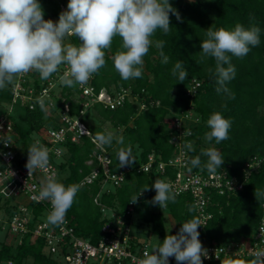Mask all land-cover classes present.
Segmentation results:
<instances>
[{
  "label": "trees",
  "instance_id": "1",
  "mask_svg": "<svg viewBox=\"0 0 264 264\" xmlns=\"http://www.w3.org/2000/svg\"><path fill=\"white\" fill-rule=\"evenodd\" d=\"M39 2L47 3L51 14L56 17L62 12L59 8L61 2L58 0ZM169 3L179 14V20L170 13L169 32L164 34L157 31L152 38L153 45L144 57L142 78L122 81L115 72L112 56L121 50L119 38L114 40L111 49L106 52V67L101 69L99 75L94 76L91 84L96 90L102 87L109 91L121 87L129 88L131 95L137 98L127 100L115 109L105 108L99 102L90 107L83 120L89 127L88 133L91 134L83 135L77 142L67 139L63 143L57 182L65 186L77 185L93 166L86 162L93 159L99 151L110 155L111 170L119 166L117 154L121 149L131 148L134 164L144 162L151 152L161 160H167L174 155L175 146L170 142L174 134V130L169 127L170 116L189 108V99L184 95V88L194 77L201 81L198 93L193 99L194 111L199 116V121L189 126L191 135L187 139L191 142L193 150L189 151L184 146L186 143L183 145L189 161L200 157L201 166L192 168V171L208 172L204 168L207 157L202 155L207 149H216L221 153L225 162L217 171L225 169L229 176L241 177V168L246 161L256 155L264 156V0H169ZM236 24H241L246 29L259 27L261 42L243 59L232 57L231 62L236 69L235 78L226 86L234 93L235 98L230 99L222 92L217 93L218 85L213 75L215 61L213 58L202 59L200 43L206 39L205 33L210 27L212 30L221 27L232 30ZM158 40L164 41L163 52L169 57L167 64L162 62L160 50L155 47ZM69 42L79 43L75 37H71ZM181 60L184 61L183 67L188 73L182 83L172 75L175 63ZM33 76L40 78L35 72ZM10 90V85L0 89V103L10 100ZM56 90L57 111L68 102L70 114L77 113L80 107L77 98L78 86L69 88L59 83ZM150 100L159 101V105H149ZM141 102L146 107L140 110ZM214 112L221 113L231 121L229 139L220 144H216L214 140L206 141L204 138V134L210 130L207 120ZM91 115L98 123H88ZM106 122L116 132L121 131L123 144L118 143L116 139L110 147L96 144L94 137L97 133L110 132L104 128L103 124ZM51 125H56V120L44 110L25 109L18 120H14V129L20 137L18 156H27V150L32 145V136L45 135L47 127ZM189 166L191 167L190 163ZM156 178L153 172L129 173L121 185L102 191L99 200L121 213L129 201L145 186L151 187ZM257 190L264 193V164L251 174L241 190L213 195V205L209 208L212 217L204 229L199 231L200 242L203 239L208 243L247 239L264 217V196L256 195ZM99 191L100 179L90 185L80 186L75 202L66 214L71 218L76 234L94 243L101 237L100 209L93 202ZM154 196L155 190L150 188L138 197L134 206L133 229L137 242L144 240L142 235H154L159 238L157 247L166 235H176L181 225L197 217V214L195 210L189 211L193 204L188 193L176 195V202H169L167 207L163 208L151 203ZM2 198L0 195V209L5 208L8 219L15 209L9 205V198ZM42 208L35 206V212ZM166 216L173 221V224L170 221L168 227L165 224ZM5 259H11L15 264H59L43 252L42 240L29 237H25L21 244H10L4 237L0 238V261Z\"/></svg>",
  "mask_w": 264,
  "mask_h": 264
},
{
  "label": "clouds",
  "instance_id": "2",
  "mask_svg": "<svg viewBox=\"0 0 264 264\" xmlns=\"http://www.w3.org/2000/svg\"><path fill=\"white\" fill-rule=\"evenodd\" d=\"M170 13L179 20V14L169 0H68L67 9L53 22L44 19L39 0H0V89L31 72L37 73L41 80H48L65 65L67 70L60 76V83L69 88L83 87L106 67V52L117 38L121 50L112 56L115 72L122 81L140 79L143 76L144 57L153 45L152 38L157 31L167 34L171 28ZM260 32L259 27L246 29L241 24H236L232 30L223 27L207 29L206 39L200 43V53L202 59L213 58L215 61L213 75L218 85L217 93L235 98L226 86L235 78L232 57L243 59L252 48L259 46ZM71 37H75L79 43L66 44V39ZM155 47L160 50L162 62L167 64L169 57L163 52L164 41H156ZM183 65L184 61H177L172 70V75L180 83L188 76ZM37 102L42 110H47L43 96ZM207 127L210 130L204 134L206 141L214 140L220 144L229 139L231 121L221 113H212ZM190 134L183 132V135ZM114 139L120 144L124 143L122 136L117 139L112 132L97 133L94 137L101 147H110ZM184 146L189 151L193 150L190 142ZM48 153L49 149L39 141L28 148L25 164L28 176L37 170H47ZM202 155L207 157L204 168L210 174H216L225 162L216 149L204 150ZM117 159L119 168L131 167L135 163L131 148L121 149ZM189 163L191 167L188 171L191 172L192 168L201 166L200 157L192 158ZM150 188L155 190L151 200L153 205L163 208L169 202H176L172 185L157 179L151 187L145 186L134 196L132 204ZM78 191V185L65 186L57 182L54 175H48L41 181L35 198L50 202L48 224L59 226L65 222ZM256 195L264 196V193L257 190ZM196 207L191 206L189 211H194ZM200 227L201 220L197 217L183 223L176 235H166L151 253L145 252L138 264H168L170 257L175 259L176 264H203L207 250L199 240ZM234 264L243 262L237 260ZM250 264H264V249L254 253Z\"/></svg>",
  "mask_w": 264,
  "mask_h": 264
},
{
  "label": "built area",
  "instance_id": "3",
  "mask_svg": "<svg viewBox=\"0 0 264 264\" xmlns=\"http://www.w3.org/2000/svg\"><path fill=\"white\" fill-rule=\"evenodd\" d=\"M67 2L59 3L61 11L67 9ZM67 70L62 66L60 72L53 74L48 80L42 81L33 76L31 72L18 77L10 85L11 98L4 101L5 107L0 111V195L5 198H14L19 202L8 219L0 218L1 230L5 231L4 240L10 244H21L25 237L40 239L43 244V252L55 259L59 264H138L144 258L145 252L151 253L154 249L149 248L145 240H135L133 229L134 206L129 201L123 212H117L114 208L100 202V194L108 188L121 185L129 173H151L157 179L170 183L176 195L188 193L192 204L197 205L195 212L201 220L202 231L207 221L212 217L209 208L212 206L213 195L230 194L241 190L244 182L249 179L254 171L264 164V156H253L243 165L241 177L229 176L227 170L221 169L216 174L188 171L189 158L184 148V143L191 133L190 125L199 121V116L194 111V101L201 81L192 78L184 88V95L189 99V108L180 113H172L169 127L174 134L170 141L175 146V153L167 160H161L151 152L144 162L133 164L131 167L111 170L112 162L107 152L99 151L87 164H93L90 172L79 183L90 185L100 179L101 191L93 198V202L99 207L102 225L101 237L94 243L76 234L71 218L66 216L65 222L59 226L48 224L42 220L44 212L51 211L50 202L37 200L35 197L41 186V181L48 175L58 176V163L63 154V143L77 142L83 135H87L89 127L83 120L90 107L99 102L103 107L115 109L122 106L127 100H133L137 96L131 95L130 89L121 87L111 91L102 87L96 90L91 84L93 78L83 87L78 86L80 107L77 113L70 114L68 102L63 108L56 109V89L60 83V76ZM43 96L47 115L53 116L56 125L47 127L45 135H33L32 144L39 141L49 149V166L47 170H37L28 176L25 164L27 156L19 157L20 137L14 129V111L21 110L20 116L25 109L34 111L41 109L38 98ZM149 105H159V101L150 100ZM146 106L143 102L139 109ZM42 110V109H41ZM191 143V142H190ZM97 144V143H96ZM7 145V146H5ZM98 145V144H97ZM99 146V145H98ZM12 173V174H11ZM25 197L27 203L20 202ZM35 206H42V210L35 212ZM202 245L207 250V258L203 264H230L239 260L243 264H250L256 251L264 249V217L259 226L247 239L238 241L224 240L217 243H208L202 240ZM15 264L11 259L1 260L0 264ZM168 264H176L174 258H169Z\"/></svg>",
  "mask_w": 264,
  "mask_h": 264
},
{
  "label": "rangeland",
  "instance_id": "4",
  "mask_svg": "<svg viewBox=\"0 0 264 264\" xmlns=\"http://www.w3.org/2000/svg\"><path fill=\"white\" fill-rule=\"evenodd\" d=\"M58 1H60V2H66V1H68V0H58ZM39 3L41 4L42 9H43V11H44V19H45V20H49V19H50V20H52L53 22H56V21L58 20L59 17H56V16H54V15L51 14L50 6H49L47 3H44V2H39ZM69 41H70V38L66 39L65 43H66V44H67V43H70ZM4 107H5V104H4L3 102L0 103V111H1ZM13 113H14V116H13V117H14V120H18V118H19L18 114L21 113V110H19L18 108H16L15 111H14ZM88 123H89L90 125H92V124L98 123V121L95 120V119L93 118V116L91 115V117L88 119ZM103 125H104V128H105L106 130H108V131H110V132H113L117 139H118L119 137H121V131H120V130H119L118 132H116L115 129L112 128V127L109 125V123H107V122L104 123ZM61 176H63V175H61ZM61 176L59 175V177H61ZM2 199L4 200L5 198L3 197ZM8 200H9V201H8V202H9V205H11L12 207H14L13 209H15V208L17 207V205L19 204V202H17V200H15L14 198H9ZM20 202H21V201H20ZM163 211H164V210H163ZM164 213H166V211H164ZM7 215H8V214H7V212L5 211V208L0 209V218H1L2 220H5L6 217H7ZM48 215H49V214H48L47 212H44V213L42 214V216H41V219H42V220H47ZM170 221H171V223L173 224V221L170 220V218H168V216H166L165 224H166L167 227L169 226ZM4 236H5V231L0 229V238H3ZM141 238L144 239V240H146V241L148 242V244H149V248H150V249H155L157 243L160 241V239L157 238V237L154 236V235H148V236H146V235H142Z\"/></svg>",
  "mask_w": 264,
  "mask_h": 264
},
{
  "label": "crops",
  "instance_id": "5",
  "mask_svg": "<svg viewBox=\"0 0 264 264\" xmlns=\"http://www.w3.org/2000/svg\"><path fill=\"white\" fill-rule=\"evenodd\" d=\"M20 201H22L23 203H27V199L25 197H21Z\"/></svg>",
  "mask_w": 264,
  "mask_h": 264
}]
</instances>
